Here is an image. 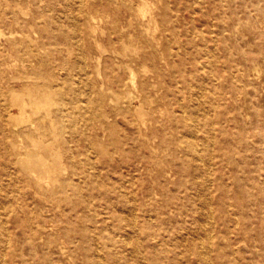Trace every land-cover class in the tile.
Here are the masks:
<instances>
[{"label": "bare ground", "instance_id": "obj_1", "mask_svg": "<svg viewBox=\"0 0 264 264\" xmlns=\"http://www.w3.org/2000/svg\"><path fill=\"white\" fill-rule=\"evenodd\" d=\"M209 1L223 46L194 40L182 1L0 0L1 260L264 264V183L239 134L264 0Z\"/></svg>", "mask_w": 264, "mask_h": 264}, {"label": "rangeland", "instance_id": "obj_2", "mask_svg": "<svg viewBox=\"0 0 264 264\" xmlns=\"http://www.w3.org/2000/svg\"><path fill=\"white\" fill-rule=\"evenodd\" d=\"M178 2H183L186 4H190L191 6L197 7V12L190 13L186 10L183 12L186 14L188 25L187 28L190 32V34L193 36L194 40L197 43L202 44L205 41H208L209 44L218 43L220 46H223L224 39L221 38V34L217 33L214 34V37L217 38V40H212L213 36L210 32L207 31V24L205 23V20L203 17H201L202 12L201 9H199V4H211V1L209 0H176ZM206 1V3H205ZM264 30L263 27H260L257 29V31ZM228 38H231V35H228ZM202 59V58H201ZM257 62V68L258 71L254 72L252 63L249 62V65L242 68L241 77H243L247 83V89L251 94V99L253 102V106H242L240 108L241 113V120L239 121V134H240V143L242 146L247 148L246 156L247 162L243 164V166L249 165L256 169L255 175L258 179H260L264 183V60H258ZM185 68L186 71V77L189 79L190 83L194 84L196 82V79L190 75V70H193L195 68L194 64H192L189 61L185 62ZM210 67L208 66L207 62H205V59L202 61V65H199V73L197 76L204 79L206 77L207 72H209ZM235 85H239L240 81L234 82ZM258 99V100H257ZM231 103V101H229ZM224 110V109H223ZM225 111V110H224ZM247 112V114H246ZM261 117V118H260ZM256 118V119H254ZM226 144V140L223 141ZM216 144V143H215ZM214 144V145H215ZM217 145H219V142L217 141ZM249 145V147H247ZM215 148V147H213ZM247 168V167H245ZM237 179H233L231 181L234 183V185L238 184ZM239 198L237 197V200ZM242 200H239V207L240 210L244 213H246V209L242 207ZM264 218V215H263ZM87 222V223H84ZM81 223H84L87 226H90L91 222L84 220L81 221ZM11 222L7 223V225H4V227L0 224V235L6 231V228H11ZM92 228V226H90ZM4 228V229H3ZM83 233V232H82ZM81 232L78 234L79 237L84 239V235ZM90 234V231H89ZM93 234V229H92ZM184 246L182 245L181 248ZM20 252V251H18ZM13 251L8 250L7 251V257L2 256L3 260L0 258V264H22L23 260H18L17 255L14 254L13 257ZM24 253L27 254V249L24 247ZM3 254V253H2ZM190 262L185 259H179L176 262L172 260L163 261L162 264H189ZM67 264H79V262H75L74 260H68Z\"/></svg>", "mask_w": 264, "mask_h": 264}]
</instances>
